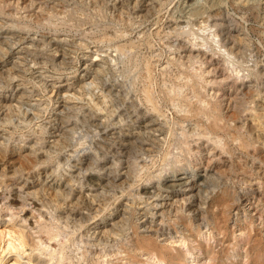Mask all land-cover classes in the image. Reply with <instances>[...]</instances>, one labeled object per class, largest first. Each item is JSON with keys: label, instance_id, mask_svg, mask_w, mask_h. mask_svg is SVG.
I'll list each match as a JSON object with an SVG mask.
<instances>
[{"label": "bare ground", "instance_id": "6f19581e", "mask_svg": "<svg viewBox=\"0 0 264 264\" xmlns=\"http://www.w3.org/2000/svg\"><path fill=\"white\" fill-rule=\"evenodd\" d=\"M118 1L116 10L121 16L125 12L130 16L121 22L116 15L118 53L114 59L122 62L116 73L123 77L116 91V126L112 127L116 131L111 132L112 124L102 121V125H94L99 139H92L82 149L69 151L66 148L71 145L70 135L75 127L58 125L53 132H59L53 141L46 143L45 137H39L30 144L25 154L28 163L10 155L24 145L18 142L14 147L8 137L0 139V158L12 160L1 175L15 180L6 184L9 190L0 199H11L5 203L0 201V208L17 214L31 205L41 217L44 209L50 215L42 227L46 237L41 244L46 252H40L48 257L41 259L34 252L24 256L20 250L14 253L15 259L11 258L10 264H67L68 261L72 264H141L140 257H144L145 264H188L190 261L244 264V256L264 258L260 238L250 232L254 221L252 210L241 209L244 200L246 205L251 203L250 199H257L262 203L259 217L264 219V135H257L255 126L245 127L243 122V112L253 102L255 90L264 89V62L258 53L248 57L251 39L246 28H238L220 11L208 15L209 23L198 27L201 33L194 29V21L175 22L176 27L168 34L176 39L165 42L168 59L160 63L158 60L164 50L156 51L150 36L126 38L135 23L148 17V8L140 9L144 6L143 0L120 1L121 5ZM36 3L37 0H28L26 6ZM38 7L44 8L43 3L39 2ZM30 23L16 21L5 10V1L0 0V33L8 29L6 24L14 28L13 31L18 28L28 32L33 27ZM13 31L10 33L15 36ZM24 38L21 35L16 40L20 42ZM48 42L56 45L50 60H60L63 39L52 38ZM14 43L12 38L0 37V59ZM27 43L36 45L34 39ZM143 44L149 54L140 57L138 53ZM23 48L35 51L29 46ZM95 60L91 61V66L96 64ZM156 63L161 64L159 74L169 80L159 90L153 87ZM10 68L0 70L1 88L24 83H13L18 74ZM247 68L254 70L257 80H248L249 74L244 73ZM94 69L102 72L100 66ZM138 78L141 84L137 83ZM86 83L93 85V81L85 82L80 88H85ZM21 90L10 95L0 92V126H6L15 116L12 101L24 96L25 89ZM66 90L69 91V87ZM87 90L93 91L89 86ZM56 95L63 97L57 108L62 123L71 96L62 95L60 88ZM165 103L173 105L172 116ZM48 132L46 125L41 126L39 133ZM3 135L4 132L0 138ZM86 148L91 151L82 152ZM40 149L45 152L39 154ZM187 154L193 158L189 159ZM183 160L186 162L182 163ZM173 166L171 175L163 174ZM31 177L33 186H39L40 190L25 188L30 185ZM235 177L249 184L243 194L233 186ZM49 178L56 183L46 182ZM70 182L77 184L80 191L76 192ZM16 185L12 197L11 190ZM86 186L84 194L82 190ZM52 187V193L67 204L65 210H59L60 206L52 199L37 198L38 193H48ZM143 198L145 212L142 215L136 214V207L122 202L128 199L137 203ZM93 200L101 202L99 214L93 212ZM234 210H238L239 215L236 222L230 224ZM97 214L101 216L91 222ZM237 226L247 235L244 254L238 250ZM5 233L9 237L5 239L3 250L27 245L24 235L14 227H9ZM3 253L0 264L8 261V252Z\"/></svg>", "mask_w": 264, "mask_h": 264}, {"label": "rangeland", "instance_id": "374dc122", "mask_svg": "<svg viewBox=\"0 0 264 264\" xmlns=\"http://www.w3.org/2000/svg\"><path fill=\"white\" fill-rule=\"evenodd\" d=\"M4 1L5 10L10 12L16 21L31 22L30 24L33 25L28 32L27 29L22 30V32L21 29L18 28H15V31H13L14 28L7 25L9 24L7 23L6 26L8 29L0 33L1 38H12V41L16 42L12 47L8 48V53L4 57L5 59H0V70L5 71L7 68L11 67L10 69H12L15 74H18V76L14 78L13 83L17 84L20 81L24 82L17 87L16 85L15 87H0V92L10 95L12 93L16 94L20 89H22L21 91L25 89L23 97H15L12 101L16 109L14 111L15 116L12 118L11 122L6 126H0V136L4 132L3 137L0 138L1 140H3L4 137H8L9 143L12 144V146L15 147L16 144V146H18V142L24 145L22 149L10 152V155L21 157L28 163L29 160L25 154L29 152L28 148L30 144L39 137H45L43 141L46 143L53 141L59 132H53L58 125L65 126L68 124L69 126L75 127L70 135L71 145L66 148L69 151L75 148L82 149L85 145L90 143L92 139H99V137L95 135L96 130L94 125H98L99 123L102 125V121L103 123L106 122V124H112L109 130L115 132L116 129H112V127L116 126V91L120 88L119 82L123 79L122 76L116 73L122 66V62H116L115 60L116 54L118 53H116V15H118L120 21L123 22L130 14L125 12V14L121 16L120 11L116 10V0H37L36 6L33 5L30 7L26 6L28 0ZM120 1L127 2L128 0ZM120 1L118 2L121 5L122 3ZM39 2L43 3L44 8L38 7ZM3 3L2 1V4ZM142 6L143 7L140 9L148 8V17L135 23L128 34L126 33V38L130 36L133 38L143 37L144 34V36H150L154 42L155 49L157 48L156 51L158 48L159 50L162 48L164 50V54H162L158 60L160 63L166 62L168 59L167 55L169 51L167 50L168 46L165 42L168 39L172 41L176 39L173 34H168L173 27H176L175 22L182 23L188 20L194 21V29L198 30L200 25L203 26L207 24V22L209 23L208 15L210 13L219 11L222 12L223 16L226 15L227 18L231 19L232 23L238 26V28H246L245 32L250 37L249 39H251L250 47L247 51L248 57L252 58L253 55L258 53L263 60L262 63L264 62V0H143ZM2 17L6 18L7 16L3 15ZM38 18H42L43 20L36 21ZM206 19L207 21H205ZM119 27H122V24L121 26L119 24ZM11 31L15 32L16 35L12 36L10 33ZM198 31L201 33V30ZM21 35L25 38L17 42L16 37H20ZM52 38L63 39V45L60 47V50L62 48L60 52L62 57L56 62L50 60L54 53V47L56 46H51L48 42L52 40ZM32 39L36 41V45H28L30 43L27 42ZM24 46H29L30 49L35 51H28L23 48ZM139 50L138 54L140 57L149 54V49L146 45L144 46V44ZM166 52H168V54ZM94 60L96 64L91 66L90 63ZM160 63H156L155 65L156 78L153 87H155L156 90L165 86V83H169L168 79L159 74L161 69ZM249 63L251 64L252 61ZM97 65L102 68V72L94 69V67L98 68ZM174 70H176V67H174ZM244 73L249 74L248 80H257V75L251 68L245 69ZM140 78L136 79L139 84L142 83ZM91 81H93V85H88L86 83V89L80 88L85 82L89 83ZM88 86L93 89L92 92L87 90ZM68 87L70 89L69 91L66 90ZM59 88L61 89L62 95L71 96L66 116L64 118L62 117L65 122L62 123L58 115L59 109H57L63 98H59L58 95H56ZM252 99L253 102H251L243 112V122L245 127L250 124L255 126L257 135L259 133L264 135V89L255 90ZM90 105H92L93 108ZM165 105L167 112L172 116L174 112L173 105L167 103H165ZM59 122L61 124H58ZM43 125H46L50 132L44 134L39 133ZM136 126L139 127V124L137 123ZM93 136L96 137L93 138ZM90 151L91 150L88 148L82 150V152ZM44 152V149L38 151L39 154ZM190 156L191 155L187 157L189 159L193 158V156ZM111 157L112 156H110V158ZM11 161L10 159L2 160L0 158V198L9 190L6 189V184L15 181L13 178H7L1 175L3 169L5 170ZM206 161L207 160H205V162ZM185 162L186 160L182 161V163ZM174 168V166L168 168L163 174L168 173L167 175H171ZM71 169L74 170L75 168ZM27 172L28 170L25 171V173ZM68 175L69 173H67V176ZM22 179L18 182L21 183ZM32 180L31 177L29 179L30 185L25 186V188L40 190L39 186L36 187L35 184L33 186ZM46 182L49 184L56 183L54 180H51V178ZM70 184L74 185L76 192L80 191V187L77 186V184H74V182H70ZM233 184L241 194H243V189L249 186V184L244 183L240 177H235V179H233ZM17 186L18 185L14 186L12 188L13 190H11L12 197L15 196ZM52 191H54L53 187L48 193L40 192L37 198L44 197L52 199L55 205L60 206L59 210H65L67 204L62 200L60 201ZM82 192L84 194L87 193V186ZM10 199L11 198L0 199V201L1 203H5L10 201ZM122 200L124 205H128L132 208L136 207L137 215L144 214V198L139 199L137 203L133 201L130 202L128 199ZM249 202L251 203L245 205L246 200H244L241 209L242 211L245 209L252 210L254 221L250 232L252 236L260 238L262 247L264 248V219L259 217V212H262V203L257 199H250ZM100 205L101 202H99V200H93L94 214L98 213ZM85 213H87L86 210ZM232 213L230 224H234L239 215L237 214L239 213L238 210H234ZM98 214L95 215L91 222H94L101 216ZM241 215L240 213V216ZM49 217L50 215L47 213L46 209H44V216L41 217L37 210H32L31 205H27L23 211L17 214L12 213V211L7 208H0V252H2L0 256L4 254L3 252H8V261L6 264L13 262L15 259L14 253L20 250V252H23L24 256L27 255L28 252H34V254L39 255L41 259H46L48 257L46 254H41L40 252H46V250L42 249L43 245L41 244L42 239L46 237V233L43 231L42 227L45 224V219H49ZM248 218L250 219V216H248ZM9 227H14L24 235L27 240V245L25 247L19 246L16 249L3 250L4 243L9 237L8 234L5 235V231H7ZM3 235L6 237H2ZM235 236L240 240L238 250L241 252L244 251V254L246 250L244 247V238H247V235L244 233L242 234L237 226ZM52 242L54 244L57 243L56 241ZM183 247H186L185 244H183ZM72 248L73 246L71 249ZM71 249H69V251H71ZM188 256H191V254ZM140 258L143 259L141 264H145L144 257ZM243 262L244 264H248L249 262L250 264H264V258H259L255 255H252L250 258L244 256ZM68 263L72 264L70 261H68L67 264ZM189 263L195 264V262L192 261ZM199 263L206 264L205 262L203 263V261ZM49 264H52V262Z\"/></svg>", "mask_w": 264, "mask_h": 264}]
</instances>
